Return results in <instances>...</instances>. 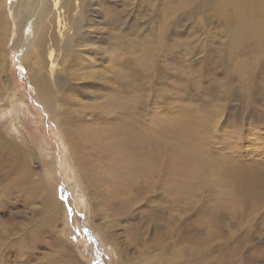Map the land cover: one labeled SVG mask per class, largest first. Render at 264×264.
<instances>
[{
  "label": "rangeland",
  "instance_id": "obj_1",
  "mask_svg": "<svg viewBox=\"0 0 264 264\" xmlns=\"http://www.w3.org/2000/svg\"><path fill=\"white\" fill-rule=\"evenodd\" d=\"M58 1L43 0L31 17L46 21L48 35L59 41L50 67L61 68V38L72 33L75 19H85L89 32L103 39H95L102 51H89L90 67L104 69L107 83L82 89L77 74L79 80H67L89 70L84 61L92 55L81 53L83 63L60 77L74 89L51 84L65 124L55 122L38 98L24 53L35 51L32 37L15 49L20 25L11 6L17 0H0V264H264V39L253 27L264 17L246 16L225 0H213L214 7L192 0L190 8V0ZM253 2L260 11L263 3ZM225 8L226 19L215 14ZM136 62L150 73L129 85L127 68ZM120 74L127 90L115 96ZM135 98L139 109L128 107ZM132 110L139 120L126 114ZM108 115L124 150L78 162L62 126H72L78 140L80 117L102 134ZM133 132L156 150L132 146ZM168 137L169 144L155 146ZM94 138L85 140L90 148L82 146L88 153L100 145ZM71 156L83 185L73 183ZM154 161L158 174L151 173ZM131 184L141 191H125ZM49 191L64 216L54 217ZM128 196L133 203L108 209Z\"/></svg>",
  "mask_w": 264,
  "mask_h": 264
},
{
  "label": "bare ground",
  "instance_id": "obj_2",
  "mask_svg": "<svg viewBox=\"0 0 264 264\" xmlns=\"http://www.w3.org/2000/svg\"><path fill=\"white\" fill-rule=\"evenodd\" d=\"M67 2H69L70 0H66ZM192 0H190L189 3H187V5H185V7H189L192 3H191ZM196 1V0H194ZM227 3H228V6L229 7H232V6H235V7H238V8H244L245 9V13H246V16L247 15H250V16H253L255 18V13L257 12V15L259 17H264V0H260L261 3H263L260 7V11H258L255 6H254V2L253 0H242L241 2H239L238 4H233L231 3V1H228V0H225ZM59 1L58 0H54V4L57 5ZM112 2V1H110ZM147 2V1H146ZM152 2V1H151ZM42 3L43 5V0H23V3H22V9L18 10L19 7H18V0L16 3H14L12 6H11V15L13 16V18L16 19V23H18L19 26V29H18V32L20 34L19 36V41L17 42V44L15 45V49L16 47L21 43V41H23V47H25V45L28 42V40L32 37V40L29 44H33V49H35L34 52H28V49L29 47L25 48L24 49V53H26V56L27 58H29V64L30 66L33 68L34 72H35V75L34 77H32L31 75V78H32V82H33V85L35 86L36 88V93L38 92V95H39V99L40 101L42 102V104L44 105V107L47 109V111L50 113V116L52 117V119L57 122L58 124L62 125L63 123L65 124V122L63 121L62 118H60L57 114L58 112L56 111L58 108H62L61 105H58V103L55 102V99H53V90H52V86L51 84L54 85V87L56 88H59V91H60V88H68V89H74V85L69 82L67 85L66 84V81L65 79L66 78H62L60 79V77H63V75L65 73H70V71L74 70L76 71V69L74 68V63H83V59H81L80 57V54L81 53H88L90 55H92L89 51L91 49L97 51V50H101V48H99V44H97V42H95V39H97L98 35L96 34V32H93V34H96V35H92L91 33L92 32H89L88 30V27H86V25H88V22L85 20V19H75L73 25L71 26V29H72V33L71 34H64L63 37L61 38V41H60V44L58 46V48L60 49V59H61V62L62 63V66L59 70L55 69V68H51L50 67V64H51V58L54 59L53 57V52H54V48L52 46L54 45H57L59 43V41L57 40V36L53 35V33H50V36L48 35V23L46 21L43 22L42 19L38 21H34V19H31V17L34 15L35 11H37L36 9L39 7V4ZM205 4V5H208V6H213L215 5L214 1L213 0H199V5L200 7L202 6V4ZM230 3V4H229ZM21 4V3H20ZM147 4V3H146ZM40 5V9H41V6ZM226 5V4H225ZM227 6V5H226ZM190 8V7H189ZM40 9H39V12H40ZM215 10V9H214ZM220 13H215L217 14V16L221 17L222 19H226L228 17V12H229V9L228 8H225V10H220L219 11ZM214 14V13H213ZM22 15H26L25 17H23ZM197 15V14H196ZM22 16V18H21ZM216 16V15H215ZM258 16H256V18H258ZM77 17V16H76ZM201 18V17H200ZM5 21H7V19H4ZM118 21V24L116 25V29L117 31L120 30L121 26L119 25V19H115ZM15 21V20H14ZM111 23H113V25L115 26V21L114 20H110ZM8 23V22H7ZM255 24H256V27L253 26L255 29H256V34L260 37H262V39H264V18L260 19V20H255ZM1 28V27H0ZM254 32V31H253ZM231 33V32H230ZM255 33V32H254ZM117 37V36H116ZM252 36L251 34L248 32V35H247V38L246 39H250ZM118 38V37H117ZM259 38V37H258ZM18 39V38H17ZM245 39V40H246ZM260 39V40H262ZM168 40V39H164L163 41V44L164 42ZM244 40V39H243ZM255 40V39H254ZM51 43H48L50 42ZM100 43H103V39L102 37L100 36L98 38V40ZM122 41V40H121ZM124 41V40H123ZM196 41V40H195ZM169 43V42H168ZM167 43V45H168ZM264 43V41L262 42ZM48 44V46H47ZM106 44V42H105ZM105 44H101V45H105ZM264 45V44H263ZM137 47V46H136ZM32 48V47H31ZM30 48V49H31ZM103 48V47H102ZM179 48V47H178ZM32 49V50H33ZM106 49V48H105ZM160 50L163 52L165 51L166 53V50L161 47ZM102 51V50H101ZM24 53H23V56H24ZM98 53V52H96ZM101 53V52H100ZM1 55V54H0ZM90 59L92 60H85L84 63L86 62L87 64L85 65L86 68L89 67V70H86L85 72H83L84 74L80 75L79 73H76V72H72L70 74V77L67 79L70 81V79L73 78V76L75 75L76 77V74L77 76L80 77V80H82V89H90L92 85H97V86H100L101 85H105V82L103 79H105V76L107 75L106 71L104 69L101 68V70H98L96 69L97 67L95 68H92L90 66H95L94 64V55L92 56H89ZM2 58H3V55H2ZM100 58V57H99ZM50 60V61H49ZM50 64H49V62ZM46 62V63H45ZM93 65H92V64ZM47 64H49V68L47 69L46 66ZM53 64V62H52ZM153 65V63H151ZM78 65V64H77ZM75 65V66H77ZM151 65V67H152ZM70 66V67H68ZM150 66V65H149ZM100 67V66H99ZM128 67V66H127ZM117 68V67H115ZM124 68V67H123ZM130 68V69H129ZM100 69V68H99ZM128 70V74H129V77H130V81H129V85H132V84H135L136 81H138L139 79L144 82V78L148 75V72L150 69L149 68H146V67H141L137 62L132 64L131 67H128L127 68ZM153 69V67H152ZM118 70V69H117ZM119 71V70H118ZM187 71V70H186ZM47 72H49L51 75H50V78H49V75L47 74ZM150 73V72H149ZM32 74V73H31ZM96 74V75H95ZM126 75H127V72H126ZM177 75H179V73H177ZM113 77V76H112ZM128 77V78H129ZM151 77V76H150ZM152 78V77H151ZM173 78V77H172ZM74 79V78H73ZM76 80H79L77 79V77L75 78ZM53 80V81H52ZM127 80V79H126ZM151 80V79H150ZM52 81V82H51ZM148 81V80H147ZM155 81V80H154ZM115 82L117 84H120V86L122 87L119 88V90L117 91V89L113 90V93H115V96L117 95H123L125 94V91L127 89H124V86L123 85V79H122V76L121 74L117 77V80H115ZM146 82V80H145ZM148 84V83H147ZM107 86V84H106ZM146 86V85H145ZM154 86V85H153ZM157 87V86H156ZM117 88V87H116ZM150 88V87H149ZM151 89V88H150ZM92 90V89H91ZM156 90V89H155ZM73 91V90H72ZM152 91V89H151ZM59 93V92H58ZM150 93V92H149ZM148 93V94H149ZM163 93V92H162ZM151 94V93H150ZM154 94V93H153ZM151 94V95H153ZM88 96V95H87ZM74 98V97H73ZM75 99V98H74ZM79 102V101H78ZM141 101H137V98L131 100L128 103V107H134L133 109H139V103ZM126 103V104H127ZM142 103V102H141ZM120 104V103H119ZM118 104V105H119ZM121 105V104H120ZM117 106V105H116ZM80 107V106H79ZM80 110V109H79ZM84 110V109H83ZM104 111V110H103ZM120 110H116L115 113H113L115 116H118V117H121L120 116ZM57 112V113H56ZM87 114V113H86ZM123 114V112H122ZM127 115L131 116V117H135L134 115L135 112H130V111H127L126 112ZM88 115V114H87ZM86 115V116H87ZM125 115V114H124ZM85 116V115H84ZM90 116V115H89ZM97 116V115H95ZM123 116V115H122ZM124 117V116H123ZM82 123L79 127L76 128V132H77V139L78 140H74L73 137H75L73 135V132H75V129L71 127V129H68V125L66 124L65 126H62V128H64L67 133H68V139H69V144H68V147L69 149L71 150V152L76 155V160L80 163H89V162H92L93 160L101 157V156H107V155H110V153H108L109 151H114V152H118V151H123L124 148H123V145L122 142L119 140V141H115L114 139V134H113V131H115L116 133H118L113 127V125H111V117H106V121L104 123L105 125V132L101 134V128L99 129H93V127L91 125H89L85 120H83V117H80ZM87 119V118H86ZM79 120V119H78ZM96 120V118L92 117L91 119H89V121L91 123H93L94 121ZM135 120H139L138 117H135ZM102 121V120H101ZM118 121V120H117ZM70 122H73L72 120H70ZM132 123V122H129V124ZM119 124V123H118ZM152 124V123H151ZM102 125V124H101ZM121 125V124H120ZM126 125V124H125ZM133 125V124H132ZM128 126V125H127ZM126 126V127H127ZM117 127V126H116ZM124 127V129L126 128ZM169 127V126H168ZM83 128H85V131H83ZM147 128V127H146ZM151 129V128H150ZM79 131H81V133H79ZM127 131V130H125ZM126 133V132H125ZM137 133V132H136ZM64 134V133H63ZM82 134V135H81ZM119 134V133H118ZM130 135V134H129ZM95 137L94 139H96V142L100 145H98L95 149V152L91 153V152H86L85 149H83L82 146H88L89 144L85 143V140L89 139V137ZM147 136V135H146ZM150 136V135H149ZM120 137V136H119ZM93 139V140H94ZM123 139V137H122ZM127 140V139H126ZM131 145H135V144H138L139 146H141V148L143 147H146V148H143V149H147L149 151H155L156 149H154V145L152 143V141H148V140H144L143 139V136L142 135H139L138 133L135 134V132H133L132 134V138H131ZM157 140V139H156ZM167 142H164V141H159L157 142V144L155 146H165L167 144H169V137L167 138ZM125 143V142H124ZM127 145V143H126ZM138 146V147H139ZM92 147V146H91ZM167 147V146H166ZM88 148H90L88 146ZM87 148V150H88ZM133 148V147H132ZM131 148V149H132ZM136 147H134L135 149ZM140 148V149H141ZM127 150V148H126ZM130 149H128L129 151ZM136 151V149H135ZM132 152V151H131ZM137 152V151H136ZM125 154H129L128 152H124ZM122 154V153H121ZM171 154V153H170ZM111 155H114V154H111ZM119 155V154H118ZM136 155V154H135ZM155 155V154H154ZM172 155V154H171ZM133 156V155H132ZM128 157V156H127ZM126 157V158H127ZM131 157V155L129 156ZM137 157V156H136ZM121 158V157H120ZM132 158V157H131ZM149 158V157H148ZM75 159L72 158L71 156V159H70V164L72 166V169H71V176L74 178L73 179V183L74 185L76 186L77 183L82 184V181H81V176L80 174H78L76 172V168L74 166L75 164ZM117 159V158H116ZM129 159V158H128ZM137 159V158H136ZM151 160L150 161H153L154 157L151 155ZM133 161L136 162V160L132 159ZM140 160V159H139ZM139 160H137L139 162ZM145 160V159H143ZM159 160V159H158ZM163 160V159H162ZM165 160V159H164ZM124 161V160H123ZM126 161V160H125ZM129 161V160H128ZM131 161V160H130ZM141 161V160H140ZM146 161H149V160H146ZM160 161V160H159ZM166 161V160H165ZM127 162V161H126ZM163 162V161H162ZM132 163V162H131ZM142 162H139V165L141 164ZM152 162H150L151 164ZM154 163V164H153ZM152 163V166L153 169H151V173L152 172H157L156 170V162L154 161ZM90 164V163H89ZM130 164V162H129ZM133 164V163H132ZM149 164V166H150ZM168 164V163H167ZM93 165V164H92ZM145 165V164H144ZM163 165V164H162ZM128 166V165H127ZM138 166V165H136ZM133 167V165H132ZM142 167V166H141ZM144 167V166H143ZM151 167V166H150ZM130 168H128L129 170ZM133 171H134V168H132ZM140 169V168H139ZM145 169V168H144ZM143 169V170H144ZM148 169V167L146 168ZM88 170V169H87ZM97 171V170H96ZM130 171V170H129ZM132 171V170H131ZM132 171V172H133ZM137 171V170H136ZM139 172V171H138ZM150 173V174H151ZM166 173V172H165ZM93 174V173H92ZM137 174V173H136ZM135 174V175H136ZM141 174V172H140ZM149 174V175H150ZM158 174V172H157ZM165 175V174H164ZM98 176V175H97ZM139 176V175H138ZM133 177V176H132ZM140 177V176H139ZM145 177V176H144ZM168 178V176H165ZM141 178V177H140ZM80 181H79V180ZM169 179V178H168ZM109 180V179H108ZM147 180V179H146ZM151 181V180H150ZM159 181V179H158ZM77 182V183H76ZM81 182V183H80ZM164 184V183H163ZM129 185V184H128ZM148 185V183H147ZM104 188V187H103ZM120 189L122 187H119ZM124 190L126 191V189H132L134 192L137 191L138 189L141 191V187L137 189V190H134L133 188V184L130 185V187H123ZM130 192V191H129ZM112 193H115V191H113ZM129 194V193H128ZM133 194V193H132ZM134 196V194H133ZM133 196L130 198L128 196V200H122V204L121 206L120 205H117L113 202V204L108 205V209L110 211H113V209L115 207L117 208H120V209H123V206H125L128 202L129 203H133ZM56 196L53 192L49 191L48 193V199L50 201V205H51V210H52V213L54 214V217L57 218L58 215L60 216H64L63 214V208H62V205L61 203H59L57 200H56ZM93 199V198H92ZM138 199V198H137ZM59 200V199H58ZM103 200V199H102ZM94 201V199H93ZM92 204V203H91ZM83 206H85L86 208V211H89V207L87 204H84ZM120 206V207H119ZM135 206V205H134ZM93 207V205H92ZM133 207V206H132ZM115 208V209H117ZM125 209V208H124ZM55 211V212H53ZM93 211L92 209H90V212ZM119 211V209H118ZM124 211V210H123ZM121 211V212H123ZM95 212V211H94ZM119 212L115 211L113 214L114 215H117ZM126 218V217H124ZM156 224V223H155ZM178 225V224H177ZM122 226V224H121ZM182 226V225H180ZM136 227V226H135ZM177 227V226H176ZM173 228V227H171ZM183 228V227H182ZM154 229V228H153ZM178 229V228H177ZM188 230V229H187ZM169 232V231H168ZM176 232V231H175ZM180 234V233H179ZM174 235V234H173ZM188 235V234H187ZM186 235V236H187ZM196 235V234H195ZM184 236V235H183ZM197 236V235H196ZM170 237V236H169ZM177 237V236H176ZM181 237V236H180ZM173 238V237H172ZM175 238V236H174ZM181 238H184V237H181ZM180 238V239H181ZM194 238V237H193ZM160 239V235H156L154 237V241L155 242H158ZM179 239V240H180ZM186 239V238H185ZM189 240H191L190 238H188ZM197 239V238H196ZM166 240V239H165ZM184 240V239H183ZM193 240V239H192ZM195 240V239H194ZM193 240V241H194ZM144 241V240H143ZM170 241V240H168ZM161 242V241H160ZM175 242V241H174ZM183 242V241H182ZM164 243V242H162ZM180 243V242H179ZM178 243V244H179ZM222 244V243H221ZM176 245V244H175ZM174 245V246H175ZM115 246V245H114ZM216 246V245H215ZM162 247V246H161ZM164 247V245H163ZM162 247V248H163ZM118 248V247H117ZM164 250V249H163ZM215 250V249H214ZM218 250V249H217ZM140 252V251H139ZM215 252V251H214ZM220 252V251H219ZM165 253V252H163ZM216 253V252H215ZM218 254V253H216ZM230 254V253H229ZM222 255V254H221ZM225 255H228V254H225ZM218 257V255H217ZM230 257V256H229ZM221 258V257H219ZM223 258V257H222ZM233 258V257H232ZM235 258V256H234ZM225 259V257L223 258ZM227 259V258H226ZM236 260V259H235ZM221 261H224L221 259ZM234 262V261H233ZM236 262V261H235ZM222 263V262H221ZM227 263V262H226ZM187 264V263H186ZM196 264V263H195ZM228 264V263H227ZM230 264V263H229ZM234 264V263H233Z\"/></svg>",
  "mask_w": 264,
  "mask_h": 264
}]
</instances>
